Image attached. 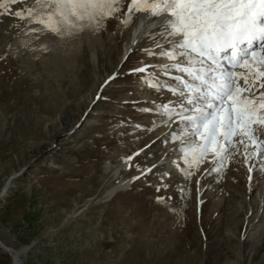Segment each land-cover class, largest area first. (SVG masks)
Returning <instances> with one entry per match:
<instances>
[{
  "label": "rangeland",
  "instance_id": "374dc122",
  "mask_svg": "<svg viewBox=\"0 0 264 264\" xmlns=\"http://www.w3.org/2000/svg\"><path fill=\"white\" fill-rule=\"evenodd\" d=\"M136 21L124 24L116 60ZM26 26L0 40V240L21 250L24 264H264V168H254L249 181L241 147L216 178L203 174L206 161L187 184L157 192L146 182L155 184L151 175L109 194L139 174L137 164L156 159L147 153L170 148L148 145L166 126L136 127L150 125L143 107L162 96L129 72L140 66L133 52L95 102L80 107L87 72L96 73L81 59L89 53L81 33L45 51ZM111 36L101 31L100 46L113 45ZM63 123L70 128L59 132ZM0 264H14L2 249Z\"/></svg>",
  "mask_w": 264,
  "mask_h": 264
},
{
  "label": "snow or ice",
  "instance_id": "6c2138e0",
  "mask_svg": "<svg viewBox=\"0 0 264 264\" xmlns=\"http://www.w3.org/2000/svg\"><path fill=\"white\" fill-rule=\"evenodd\" d=\"M4 2L0 0V5ZM8 2L21 7L2 14L13 20L6 31L27 24L28 32L46 42L40 45L45 51L85 29L102 30L108 19L119 17L123 24L134 22V14L146 15L145 23L157 19L155 27L139 32L129 47L128 53L141 54L140 66L129 72L139 73L141 83L160 96L171 95L149 101L143 111L153 116L152 122L136 125L146 132L166 126L156 140L171 147L159 156L148 153L156 162L137 164L139 174L132 180L152 175L155 184L146 182L159 192L176 183L187 184L206 161L211 167L203 174L219 176L241 147L249 181L254 168H264V0ZM146 40L150 45L142 47ZM145 58L153 62L143 63ZM132 156L122 159L131 166ZM177 173L183 181L175 180ZM203 174L197 176L198 185ZM178 190L183 194L186 189Z\"/></svg>",
  "mask_w": 264,
  "mask_h": 264
},
{
  "label": "bare ground",
  "instance_id": "6f19581e",
  "mask_svg": "<svg viewBox=\"0 0 264 264\" xmlns=\"http://www.w3.org/2000/svg\"><path fill=\"white\" fill-rule=\"evenodd\" d=\"M27 3V2H26ZM29 4V3H28ZM31 4V3H30ZM21 7L20 4H15V5H11L8 0H5V2L0 5V40L4 37H8L10 34H11V30L9 31H6V29H8V26L10 25V22L8 23L7 22V19L9 18V16H7L8 18H6V15H2L3 13H8L9 11H12L14 10L15 8H19ZM14 14V12H13ZM136 17V22L133 24V27L131 29V32L129 33L130 35V38L129 40H127V42L122 46L121 48V55H120V59L116 60V57H117V52L118 50H120V48L118 49V45H115L116 41H118L120 35H121V32L123 30L126 29V26H124L123 23H120L119 22V17L117 18H113V19H108L107 22H106V26L102 28V30L100 31H97V32H92L88 29H85L84 31L81 32V35H82V39L84 38L85 39V47L86 49H88L89 53L85 56V58H81L82 60L84 59L86 61V63L91 67H95L96 69V73L94 74V76L87 72V76L85 78L87 79H90L91 82L89 83V87L88 89L86 90V92H84V94L82 95V97L79 99L78 101V105L80 107H84V106H89L90 104H93V102H95V99H96V96L99 94V92H103V90L105 89V82L107 81V79L109 78V76L112 75V73L119 67V66H123L127 59H125V56L127 55V57L132 54L133 52L131 53H128V49L129 47L132 46V42L136 39L137 35L139 32L141 31H144V32H148L150 29H153L155 27V25L157 24V19H151L149 20L147 23H145V19H146V15H143V14H134ZM13 21V20H12ZM13 23V22H12ZM27 25V24H25ZM27 27V26H26ZM16 29V28H15ZM26 30V29H25ZM23 31V30H22ZM101 31H111V40L113 41V45H111L110 47L108 48H104L102 46H100V44L98 43L99 39H100V33ZM16 32V31H15ZM24 33V32H23ZM15 34V33H14ZM126 35V34H125ZM26 35L23 36V38L25 37ZM32 36V35H31ZM78 36L80 37V35L78 34ZM17 37V35H16ZM30 37V36H29ZM78 37V38H79ZM77 38V37H76ZM8 39V38H7ZM13 39V38H12ZM31 39V37H30ZM29 39V40H30ZM33 39V38H32ZM69 39V38H67ZM75 39V38H74ZM81 39V40H82ZM19 40V38H18ZM26 40V39H25ZM38 41V39H36ZM79 40V41H81ZM41 42L43 43H46L45 41L43 40H40ZM39 41V42H40ZM76 42V40H74ZM103 41V40H102ZM148 41V40H146ZM146 41H144V43L141 45H145ZM150 41V40H149ZM1 42V41H0ZM2 42H3V39H2ZM27 42V40H26ZM26 42H23L21 41V45L25 46L24 43ZM37 42V43H39ZM65 42V41H64ZM62 41V43H64ZM68 43V42H67ZM73 43V42H72ZM78 43V42H77ZM82 43V42H81ZM151 41L148 43L150 45ZM1 44V43H0ZM42 44V43H41ZM40 43L38 45H41ZM70 44V43H69ZM20 45V46H21ZM79 45V44H78ZM32 46V45H31ZM55 46V48L58 46L57 45H53ZM52 46V47H53ZM60 46V45H59ZM64 46V45H62ZM66 46V45H65ZM71 46V44H70ZM70 46H68L67 44V47L69 48ZM77 46V45H76ZM81 45H79L80 47ZM37 47V46H36ZM50 45H49V48L48 50L50 49ZM51 47V48H52ZM61 47V46H60ZM83 47V46H82ZM23 48V47H22ZM55 48L53 50H55ZM62 48H66V47H62ZM61 48V49H62ZM76 48V47H75ZM31 49V48H30ZM60 49V48H59ZM60 49V50H61ZM70 49V48H69ZM73 49V47H72ZM78 49V48H77ZM80 49V48H79ZM79 49H78V54H79ZM43 50V49H42ZM52 50V49H51ZM63 50V49H62ZM65 50V49H64ZM63 50V51H64ZM114 50V52H113ZM56 52L58 51V53L60 52L59 50H55ZM61 51V52H63ZM77 51V50H76ZM49 52V51H48ZM135 52V51H134ZM77 53V52H75ZM20 54V53H19ZM64 54V52H63ZM85 54V53H84ZM116 55V56H113V55ZM84 57V56H83ZM113 58H115L113 60ZM113 60V62H112ZM116 62V64H114ZM151 62V61H150ZM84 63V62H83ZM107 64L110 65L111 67V71L108 69V73H106V68L108 67ZM145 63V62H144ZM87 67V66H86ZM105 68V69H104ZM109 68V67H108ZM90 69V68H89ZM87 71V70H86ZM92 71V70H91ZM116 71H119V70H116ZM123 74V73H122ZM140 75V74H139ZM137 75V76H139ZM83 79V77H82ZM84 80V79H83ZM81 80V81H83ZM85 82V80H84ZM109 84V83H107ZM83 85V84H82ZM105 86V87H104ZM71 92V91H70ZM72 93V92H71ZM74 93V92H73ZM134 95V94H133ZM137 96V95H136ZM148 97H150L148 95ZM164 97H168L169 99H171V95L167 92L164 93V96H162L161 98L158 97L156 100L157 101H160V99H164ZM136 97L133 96L132 99H134ZM142 101V99H137L135 101V103L139 104V102ZM150 101H153V100H150ZM134 104V103H133ZM129 118V117H128ZM54 124V123H53ZM70 128V127H69ZM67 128L64 123L63 124H60V127H59V132H66ZM162 130V129H161ZM163 134V133H162ZM152 139V138H151ZM150 139V141H151ZM148 143L149 146L151 145H155L158 143V140L154 139L152 141H156L155 143ZM171 147V145H169ZM127 148V147H126ZM156 148V147H155ZM160 149V148H159ZM146 154V153H145ZM141 155V156H137L138 158L141 159V157H144V155ZM148 154V153H147ZM143 159V158H142ZM138 160V159H137ZM136 161V160H135ZM156 162V159H151V158H147L146 160L140 162V165H144V164H149V163H155ZM205 164V163H204ZM209 164H206V166L204 165V169L208 166ZM125 167V166H124ZM211 167V165L208 166V168ZM125 169V168H124ZM132 169H129V171H126V172H130ZM125 172V171H124ZM125 172V173H126ZM151 176V175H149ZM215 176V175H214ZM217 175L214 177L216 178ZM127 178V177H126ZM210 179V177H209ZM180 180V179H179ZM183 181V180H182ZM202 181V179H201ZM131 183V178H127V179H121L117 185L113 186L112 189L109 191V194H112L114 193L115 191H117L119 189V187H122V186H125L127 184H130ZM183 184V183H182ZM180 184V185H182ZM184 185V184H183ZM186 186V185H185ZM255 186V185H254ZM252 187V186H251ZM123 188V187H122ZM188 192V191H187ZM182 196V195H181ZM230 235H232L230 233ZM0 249L4 250L7 254H9L11 257H12V260H13V263L14 264H24L23 261H22V258H21V250H17L15 249L14 247L12 246H9L7 245L6 243H4L2 240H0Z\"/></svg>",
  "mask_w": 264,
  "mask_h": 264
}]
</instances>
